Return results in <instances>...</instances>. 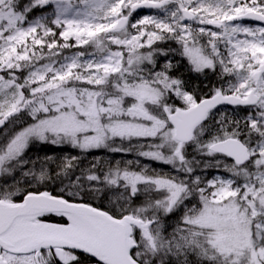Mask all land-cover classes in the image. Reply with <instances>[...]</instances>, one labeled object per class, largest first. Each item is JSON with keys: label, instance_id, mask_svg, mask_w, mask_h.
I'll return each instance as SVG.
<instances>
[{"label": "snow or ice", "instance_id": "snow-or-ice-1", "mask_svg": "<svg viewBox=\"0 0 264 264\" xmlns=\"http://www.w3.org/2000/svg\"><path fill=\"white\" fill-rule=\"evenodd\" d=\"M0 129V264H264V0H0Z\"/></svg>", "mask_w": 264, "mask_h": 264}, {"label": "trees", "instance_id": "trees-1", "mask_svg": "<svg viewBox=\"0 0 264 264\" xmlns=\"http://www.w3.org/2000/svg\"><path fill=\"white\" fill-rule=\"evenodd\" d=\"M149 14H152V12H148ZM147 13H142L141 15H146ZM148 15V14H147ZM169 45L173 48H175L176 45L174 42H169ZM177 60L180 61L182 64L181 68V73L186 77L189 78L193 84L200 85L201 89L203 91H207V88L204 87V85H208L209 87L213 84L218 83V76L208 72L206 76L200 75L197 73H192L188 69L187 62L180 58L178 55L176 57ZM163 63V61H161ZM205 80V81H204ZM211 80V81H210ZM222 112H227L229 114L232 113L231 108H223L221 109ZM243 115V113H240ZM2 131V129H0ZM29 156L36 158V157H44L46 155H55L56 157H63V156H75V155H80L79 151H76V149H73L69 145H64V146H54L51 144H45V143H37L35 144L34 147L31 148V150L28 153ZM111 155L114 159H129L133 158L131 156H121L120 154H108L104 152L103 150L97 151V152H91L87 155L86 159H84L82 167H87L89 163L97 156L103 157V158H108V156ZM151 167H155L158 170H162L165 173L170 171V168L165 165L157 164V163H152ZM219 174L216 172L214 169H208L206 172H204V175L211 179L213 175ZM179 215L180 213H176L174 215H171V218H166L165 219V224L167 227V230L170 232L172 230V227L170 226H175L179 223Z\"/></svg>", "mask_w": 264, "mask_h": 264}, {"label": "water", "instance_id": "water-1", "mask_svg": "<svg viewBox=\"0 0 264 264\" xmlns=\"http://www.w3.org/2000/svg\"><path fill=\"white\" fill-rule=\"evenodd\" d=\"M144 10H148V9H142V10H138V12H142ZM249 23H258V22H252V21H248ZM224 107H229V108H232V106H228V105H221L219 106V108H224Z\"/></svg>", "mask_w": 264, "mask_h": 264}, {"label": "rangeland", "instance_id": "rangeland-1", "mask_svg": "<svg viewBox=\"0 0 264 264\" xmlns=\"http://www.w3.org/2000/svg\"><path fill=\"white\" fill-rule=\"evenodd\" d=\"M175 48H178V46H175ZM217 71H219V69H217ZM41 144V143H40ZM64 146V145H63ZM76 151H79V150H77L76 149ZM98 151H100V150H98ZM93 152H97V151H93ZM162 165V164H161ZM150 166H152V164L150 165Z\"/></svg>", "mask_w": 264, "mask_h": 264}, {"label": "bare ground", "instance_id": "bare-ground-1", "mask_svg": "<svg viewBox=\"0 0 264 264\" xmlns=\"http://www.w3.org/2000/svg\"><path fill=\"white\" fill-rule=\"evenodd\" d=\"M205 81V80H204ZM211 81V80H210Z\"/></svg>", "mask_w": 264, "mask_h": 264}, {"label": "flooded vegetation", "instance_id": "flooded-vegetation-1", "mask_svg": "<svg viewBox=\"0 0 264 264\" xmlns=\"http://www.w3.org/2000/svg\"><path fill=\"white\" fill-rule=\"evenodd\" d=\"M211 73V72H210Z\"/></svg>", "mask_w": 264, "mask_h": 264}]
</instances>
